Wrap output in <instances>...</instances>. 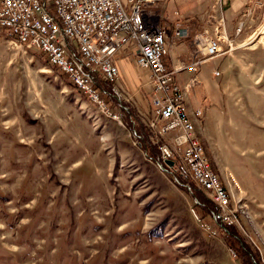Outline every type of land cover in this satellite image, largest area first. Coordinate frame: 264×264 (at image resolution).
<instances>
[{"label": "rangeland", "instance_id": "374dc122", "mask_svg": "<svg viewBox=\"0 0 264 264\" xmlns=\"http://www.w3.org/2000/svg\"><path fill=\"white\" fill-rule=\"evenodd\" d=\"M188 1L192 21L221 11L232 28L224 54L202 65L208 83L188 90L189 110L203 111L194 133L230 195L231 229L253 264H264V0L227 13L220 0ZM48 66L0 33V264H238L236 243L231 250L221 229L214 238L201 229L191 193L208 199L176 156L180 133L155 143L147 132L152 160L125 125L149 111L148 87L137 89L139 101L128 83L122 95L103 87L127 108L116 122ZM158 145L177 157L176 172L157 167H171Z\"/></svg>", "mask_w": 264, "mask_h": 264}, {"label": "built area", "instance_id": "2783aa9c", "mask_svg": "<svg viewBox=\"0 0 264 264\" xmlns=\"http://www.w3.org/2000/svg\"><path fill=\"white\" fill-rule=\"evenodd\" d=\"M167 1L0 0V33L18 47L42 54L77 93L104 117L116 122H120V114L100 98L98 81L116 82L119 71L114 59L121 53L133 56L134 65L148 71L151 100L150 114L143 116L146 130L155 143L168 133H180L175 141L180 152L176 156L194 187L203 191L213 205L209 221L198 220L202 222L201 229L214 238L215 227L224 229L237 223L236 213L230 208V195L208 165L194 133L203 111H187L184 92L197 83L196 76L203 64L224 54L226 24L219 11L218 17L204 13L202 27L195 29L186 26L182 19L164 26L161 8ZM242 25L238 22L235 35ZM183 40L188 42L186 62L167 65L170 49ZM183 71L191 78L180 86L177 76ZM212 74L218 76V72ZM161 147L158 145L161 157L172 161L166 171L176 172L177 157ZM185 188L189 189L186 185Z\"/></svg>", "mask_w": 264, "mask_h": 264}, {"label": "crops", "instance_id": "0c3cea01", "mask_svg": "<svg viewBox=\"0 0 264 264\" xmlns=\"http://www.w3.org/2000/svg\"><path fill=\"white\" fill-rule=\"evenodd\" d=\"M220 2L222 4H224L223 6V10H225V13H227L228 11H232V12H237L238 10H240L241 8V5H242V0H220ZM189 1L188 0H168L165 4V6L163 7L162 9V12H163V19H164V22H163V25L164 26H167V25H171L175 20L179 19L182 21H184L186 23V26H188L190 29H195L196 27H202L203 23H202V20H203V14H200L197 18V20H191V18H189L188 16H191V14L195 13L196 10H194L193 8H190L189 7ZM193 3V2H192ZM170 4L172 5L171 7V14H170V17L168 18L167 14H168V8L170 6ZM199 10V9H198ZM199 12V11H197ZM177 13V15L175 16L174 14ZM193 23V24H192ZM227 26V25H226ZM226 26H225V33L229 34V32L232 31V28L230 26V31L227 32L226 31ZM186 41H178L176 46L173 47L172 49H170V52H169V57L166 58V63L167 65H170L171 66V63H176L177 61H180V53H182V51L184 52V50H186V47H185V43ZM186 46H187V43H186ZM188 47V46H187ZM187 56H188V51H187ZM184 58V60L186 59V57ZM117 58L114 59V63L116 65V67L118 68V79L116 82L114 83H106V82H103V80L99 79V87L97 88L99 94H100V98L102 99V97H108V95L112 94L113 96H117V94L112 91V92H108V91H105V89L103 88L105 85H110L113 87V85H116V88H117V92L120 93V95L124 94L125 92L122 91V85L121 84H127V86L125 87L126 90H128V92L131 93V91H133L131 93V95H134V99H136V101H139L140 98L138 97L137 95V89L139 87H141V85H144L145 84V88L146 86L148 87V71H143V70H140L138 69L135 65H134V62H133V56H130V55H127V54H124V53H121L119 55L116 56ZM175 57L177 58L175 60ZM183 59V58H182ZM181 59V60H182ZM212 71L210 72V76H211V79L213 78V75H212ZM188 74V73H187ZM203 74V71L200 70L198 73H197V76H196V79L197 80H200V76ZM140 76H145V80H140ZM191 78V75L189 74V77L187 78V80L185 82H182L181 80V73L177 76V80H178V83L180 86H183L184 84H187L188 80ZM215 79V78H213ZM202 82H206L208 83L207 80H200ZM212 81V80H211ZM142 83V84H141ZM144 83V84H143ZM111 87V88H112ZM149 89V87H148ZM149 93H150V90H149ZM126 94V93H125ZM188 91L187 92H184V96L186 97L185 98V106H186V109L187 111L189 112H193L195 111L196 109H199L198 107H200V105L198 107L196 106H191L190 107V110H189V101H188ZM112 96V97H113ZM151 95L149 96V111L147 110L146 111V114H143V116L145 115L146 117H148V115L150 114V100H151ZM117 101H121V99L117 98V97H114ZM103 100V99H102ZM105 102V100H104ZM148 100L146 101L145 100V103L147 104ZM106 103V102H105ZM108 106L109 104L106 103ZM112 106V105H111ZM121 107V104L118 105V107H115V106H112V108L109 106V108L115 112V113H118V114H121L119 113L120 112V108ZM123 110L126 111V107H122ZM122 115V114H121ZM142 116V115H141ZM143 116L142 118L138 117V119H135L134 117L133 120L135 121V124L138 126H141V127H144V131L147 135V139L149 140V137H148V133H147V130H146V126L144 125L143 123ZM201 119H199L200 121ZM197 125V123H195ZM135 125V126H136ZM133 126V124H132ZM198 126L196 127V132H198L197 130ZM132 133L134 134V131L132 130ZM149 142V141H148ZM150 145V144H149ZM139 146V144H138ZM151 146V145H150ZM154 146V145H153ZM152 147V146H151ZM144 155L145 157L147 156L145 154V151H144ZM154 160V159H153ZM157 161V160H155ZM187 186V185H186ZM195 201V200H194Z\"/></svg>", "mask_w": 264, "mask_h": 264}, {"label": "trees", "instance_id": "16d2710c", "mask_svg": "<svg viewBox=\"0 0 264 264\" xmlns=\"http://www.w3.org/2000/svg\"><path fill=\"white\" fill-rule=\"evenodd\" d=\"M28 51V53H30L32 56H34L35 58H37L38 60H41L43 62V64L48 65L46 58L39 53H34L31 52L30 50H26ZM50 68V70H52L54 73H58V75L62 78L65 79V76L63 73H60L57 68L53 67V66H48ZM70 84V83H69ZM71 86V84H70ZM110 94L108 95V97H102L103 100H105L106 103H108V101L111 100L112 102V106L118 107L120 103V101H117L114 96ZM101 97V96H100ZM84 98V97H83ZM122 107H126L125 105H121L120 112L125 113V111H123ZM128 122H125V125L128 127H131L130 129L134 131L133 136H135L136 140H139V146L142 148L143 151H145V154L147 155L146 158L148 159H154V154H150L152 151V149L149 148L148 144L146 141L147 140V135L144 131V127L141 126H137V128L135 127V121L133 120L132 117H130V115L128 116ZM133 124V126H132ZM142 142V143H141ZM146 142V143H145ZM151 151V152H150ZM149 153V154H148ZM183 183V182H182ZM184 185H186V183H183ZM191 195H193V198L195 199V201L197 202V204L193 205V208L196 210V214L199 217V219L201 221H209V217H210V211H213L212 206L210 204L209 201L205 200L204 198L195 196L193 193H191ZM198 197V198H197ZM221 233L222 236H224L223 240L226 244H228V247L231 250L233 247L231 246V244L234 242L236 243V245L238 246V252H236L237 254L234 255V257L236 258V261L238 264H253L255 263V261H257L256 259L252 258V255H249L248 252L246 250H244V246L241 245V243L237 240V238H240L239 236H237L233 230V228L231 229V227H227L225 226L224 229H221ZM236 250V251H237ZM254 261V262H253Z\"/></svg>", "mask_w": 264, "mask_h": 264}, {"label": "water", "instance_id": "95a60500", "mask_svg": "<svg viewBox=\"0 0 264 264\" xmlns=\"http://www.w3.org/2000/svg\"><path fill=\"white\" fill-rule=\"evenodd\" d=\"M163 164L166 165V166H170V165L172 164V162H171V161H164ZM156 165H157L158 168L161 169L160 171H162V172H164V173H168V172L166 171V169L163 168L160 164L157 163ZM174 181H176V180L174 179ZM177 183H178V182H177Z\"/></svg>", "mask_w": 264, "mask_h": 264}]
</instances>
